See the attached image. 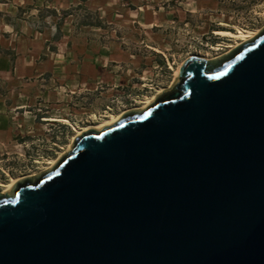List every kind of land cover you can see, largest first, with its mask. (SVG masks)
Segmentation results:
<instances>
[{"label": "water", "instance_id": "1", "mask_svg": "<svg viewBox=\"0 0 264 264\" xmlns=\"http://www.w3.org/2000/svg\"><path fill=\"white\" fill-rule=\"evenodd\" d=\"M0 264H264V26L0 192Z\"/></svg>", "mask_w": 264, "mask_h": 264}, {"label": "rangeland", "instance_id": "2", "mask_svg": "<svg viewBox=\"0 0 264 264\" xmlns=\"http://www.w3.org/2000/svg\"><path fill=\"white\" fill-rule=\"evenodd\" d=\"M78 2L66 18L51 7L41 17L25 2L12 15L34 45L19 46L14 31L15 49L0 63V189L11 175L41 171L75 126L141 106L187 57L228 52L235 41L222 30L264 26V0Z\"/></svg>", "mask_w": 264, "mask_h": 264}, {"label": "crops", "instance_id": "3", "mask_svg": "<svg viewBox=\"0 0 264 264\" xmlns=\"http://www.w3.org/2000/svg\"><path fill=\"white\" fill-rule=\"evenodd\" d=\"M40 2H38V0H36V3H34V0H0V33H2V37L0 38V63L1 61H9V54L13 52V50L15 49L14 43L16 40L15 37V33L14 31H16V33L19 32V34L21 35V37L23 38L22 40H17L18 41V45L21 46L20 44L22 42V46H28L27 50L34 45V40L33 38H29L26 37V35L22 32V31H26L27 29H23L22 27H17L15 26V16H12L13 13L15 11H17V7H19L21 5V3L26 4L27 8H31V5H33L36 9V11H39L42 9V11H40V15L42 17V13L43 10L48 7L53 8L54 10L58 11L60 9H63V12L66 16H62V18H66L67 16H70L73 14V10H71V12L65 11V9L67 10V8L69 6H76L77 4H79L80 2H78L79 0H53V1H49V0H39ZM21 7V6H20ZM43 7H45L43 9ZM8 14L9 16L7 17ZM33 13V12H32ZM35 13V12H34ZM57 13H55L56 16ZM36 15V14H34ZM36 16H32V20L36 19ZM55 29L56 32L57 31H61V25H58L56 23L55 25ZM32 34V32L30 33V35ZM53 34V33H52ZM62 34V33H59ZM29 36V35H27ZM45 41H47L46 39L44 40L43 45H41L40 47L45 45ZM13 42V43H12ZM16 52H18V49L16 48Z\"/></svg>", "mask_w": 264, "mask_h": 264}, {"label": "bare ground", "instance_id": "4", "mask_svg": "<svg viewBox=\"0 0 264 264\" xmlns=\"http://www.w3.org/2000/svg\"><path fill=\"white\" fill-rule=\"evenodd\" d=\"M260 29H261L260 27L259 28H255V29L239 28L237 31L222 30L221 33L223 35L232 37L234 39L235 43L234 44H229V47H230V50H231L233 47H235L239 43L251 38L252 36H254ZM220 55H222V54H220ZM218 56L219 55H216V56H213V57H208V56H198V57L205 58V59H213V58H216ZM179 71H180V65L177 68H175L173 79L169 82V84L167 86L159 87L153 95H149V96L145 97V100L143 101V104L141 106L135 107V108H144L149 102H151L153 99H155L163 90H165L166 88L171 86V84L174 82V80L179 75ZM122 113H123V111L118 112V113H111L108 118L103 119L100 122L92 124V125H86V126H83V127L75 126L74 128L76 130V133L74 135H77L81 131L89 129V128H94L96 130H99L102 126L108 125V124H111L112 122H114ZM72 140L66 146V148L59 153L58 156L48 158L47 165H45L42 170H45V169L51 167L54 164V162L59 158V156L69 149V147H70V145L72 143ZM29 175H33V174H26V175L24 174V175H18V176H12L11 175L10 178L6 182L2 183L3 187L0 189V192L7 191L17 179L25 177V176H29Z\"/></svg>", "mask_w": 264, "mask_h": 264}]
</instances>
